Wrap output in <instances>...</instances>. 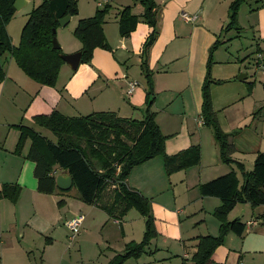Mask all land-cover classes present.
Here are the masks:
<instances>
[{
    "label": "crops",
    "instance_id": "crops-1",
    "mask_svg": "<svg viewBox=\"0 0 264 264\" xmlns=\"http://www.w3.org/2000/svg\"><path fill=\"white\" fill-rule=\"evenodd\" d=\"M42 1L27 0L24 7L31 5L33 10ZM156 2L161 14L159 36L149 57L152 110L167 136L166 153L173 155L199 145L201 160L198 165L168 174L164 157L159 155L131 170L128 186L150 201L157 235L145 253L128 258L124 264H194L198 238L219 234L220 221L214 212L222 205L220 198L202 195L200 186L233 170L240 183L243 181L236 164L220 159L214 133L201 115L210 49L217 40L222 42L213 53L211 77L222 81L210 86L213 109L235 146L234 159L250 171L257 154L264 152V78L257 79L255 72L249 78L245 68L251 67L256 51L264 50V0H245L238 15L241 28L230 30L225 27L233 0ZM110 4L103 26L109 48H97L91 63H80L78 71L61 83L41 84L27 75L10 53L2 57L5 77L0 82V188L3 184L18 185L20 193L16 201L0 197V264H109L127 244L144 238L146 220L135 208L144 219L140 233L134 228L138 217L128 218L132 209L126 216L116 217L99 202L82 201L72 187L62 190L57 186L59 191L54 193L40 192L36 163L28 157L32 138L26 137L21 151H17L24 130L47 136L46 128L34 119L39 115L56 110L76 117L108 111L135 118L145 110L149 85L141 69L142 49L153 28L141 20L129 37H122V9L131 6L141 17L144 7L133 0H112ZM97 9L92 3L79 8V19L92 17ZM183 12L196 19L186 21ZM26 15L13 19L7 27L14 46L20 42ZM73 46V52L80 51L81 45ZM131 66L136 71H131ZM242 74L247 77L240 79ZM130 81L138 82L131 93ZM60 174L67 175L56 166L54 175ZM78 215H83V224L80 234L70 242L66 223ZM228 218H238L246 229L242 236L230 232L212 259L218 264H264V205L238 203ZM250 221L257 223L247 226Z\"/></svg>",
    "mask_w": 264,
    "mask_h": 264
},
{
    "label": "trees",
    "instance_id": "trees-1",
    "mask_svg": "<svg viewBox=\"0 0 264 264\" xmlns=\"http://www.w3.org/2000/svg\"><path fill=\"white\" fill-rule=\"evenodd\" d=\"M16 0H0V82L5 77L2 57L10 53L19 67L31 78L41 84L54 86L59 69L64 62L62 49L53 47V38L58 29L59 19L67 15L78 14L77 0H44L30 13L23 27L17 46L7 30V24L14 16ZM142 4V16L133 13L131 6L122 9L119 18V32L122 37H129L143 20L153 30L147 37L142 49L141 69L149 90L146 107L141 119L119 117L115 112L100 111L89 115L68 117L59 111L39 115L34 119L43 128L48 129L56 138L43 136L32 130H24L20 137L17 151H21L26 137L32 138L28 157L36 163L35 175L38 189L43 193L59 191L54 175L58 166L63 173L70 174L78 197L87 204L99 202L112 216L123 217L130 209H137L146 220L144 238L139 243L127 244L125 251L115 255L109 264H124L128 258H139L146 252L150 241L157 231L151 212V203L137 190L128 186L127 179L131 170L156 156L162 155L168 174L198 165L201 160L199 145L169 155L166 153L167 136L156 122V112L152 110L154 91L149 57L151 48L159 36V18L161 8L156 0H133ZM245 0H233L229 9V23L225 27L240 29L238 15ZM111 4L98 8L92 17L79 19L74 35L81 41V63H90L97 48H109L104 33V23L111 10ZM217 40L210 49L207 62L206 79L203 85L202 117L209 126L219 146L220 159L227 164H236L242 172L243 181L236 171L213 179L200 186L202 195L215 196L222 200L214 215L220 221L217 236L205 235L198 238L197 250L192 256L194 264H218L212 259L214 251L221 246L230 232L242 236L245 223L238 218L229 220L228 215L241 202L252 207L264 205V152H259L252 170L234 159L236 149L219 123L212 105L210 86L214 50L221 44ZM253 84H250L252 87ZM112 190L110 191V189ZM20 193L18 185L3 184L0 197L16 201ZM62 193H64L62 191Z\"/></svg>",
    "mask_w": 264,
    "mask_h": 264
},
{
    "label": "rangeland",
    "instance_id": "rangeland-1",
    "mask_svg": "<svg viewBox=\"0 0 264 264\" xmlns=\"http://www.w3.org/2000/svg\"><path fill=\"white\" fill-rule=\"evenodd\" d=\"M25 2H27V0ZM77 2H78V0H77ZM90 3H92L93 5L95 4L97 6V8H99L98 4H97V0H79L78 9L79 8L83 9L85 7H88L90 5ZM31 11H32L31 5L24 7V9L21 10V12L20 11L18 12L16 10L15 14H17V15L14 14V16L8 22L7 27L12 22L13 19L16 20L17 18H21L22 16L26 15L29 12V14L25 16L26 20H25V22L23 24V25H25L27 20L29 19V15H30ZM78 14H79V11H78ZM78 14L73 16L72 20L65 27H60L59 26L58 29H57L56 38H57L58 42L60 43V46H61V49H62L63 53H66V54H70L71 52L75 53V52H73L74 51L73 43L77 44V45H81V47H82L81 41L74 35V29H75L77 21L79 19V15ZM22 30H23V28H22ZM21 33H22V31H21ZM64 41H66V42H64ZM242 42L243 43H248V40L247 39H242ZM62 43H64V45ZM245 47L246 46H244V48ZM251 51H252V49L249 50V52H251ZM81 64H84V63H81ZM130 68H132L131 71H133L134 67L131 66ZM78 69H76V70L72 69L70 67V65L67 62L64 61L62 63V65H61L60 69H59L58 77L56 79V83H61L63 78L67 77L69 74H73V73L77 72ZM64 70H67V71H64ZM134 70L136 71V69H134ZM131 71H130V73L133 74ZM245 72L248 73L249 74V78H251V77H253L252 75L255 72V70L253 68L249 67V66L248 67L246 66ZM123 75H126V74H123ZM128 76H129V74H128ZM254 77L259 79V78H264V75L261 72L258 71V72H256V75H254ZM135 115H136L135 118H138V119L141 118L142 115H144V110L141 109V111L136 113ZM44 133L47 136H49V137L55 138V136L47 129L44 131ZM111 190H112V188L110 189V191ZM129 212H131V213H129L128 218L138 217V219L135 220V222H134V228H135V231L139 230V233H140L141 229L142 228L144 229V219H143L142 215L139 214L138 211L135 210V209H132ZM139 236H140V239H141L142 236L140 234H139Z\"/></svg>",
    "mask_w": 264,
    "mask_h": 264
},
{
    "label": "built area",
    "instance_id": "built-area-1",
    "mask_svg": "<svg viewBox=\"0 0 264 264\" xmlns=\"http://www.w3.org/2000/svg\"><path fill=\"white\" fill-rule=\"evenodd\" d=\"M111 1L112 0H97V4L99 8H103L104 6L110 4ZM181 16L186 21H194L196 19L195 15H190L186 12H183ZM250 66L255 70V73L259 71L264 75V50L256 51L255 56L250 63ZM137 85H138L137 81H130L128 85L129 93L133 92V90L136 88ZM83 219H84L83 215H78L67 221L66 226L70 231V235H69L70 242H73L80 234V230L83 224ZM256 223H257L256 221H250L248 222L247 226Z\"/></svg>",
    "mask_w": 264,
    "mask_h": 264
},
{
    "label": "water",
    "instance_id": "water-1",
    "mask_svg": "<svg viewBox=\"0 0 264 264\" xmlns=\"http://www.w3.org/2000/svg\"><path fill=\"white\" fill-rule=\"evenodd\" d=\"M26 0H16L14 3V7L16 10H21L26 5ZM72 19V15H67L64 18L59 19V26L65 27ZM53 32L56 33L57 29L54 28ZM53 47L55 49H59L60 43L58 42L56 36L53 38ZM61 58L67 62L70 67L74 70L78 69L80 63H81V51L75 52V53H62ZM247 77V74H242L239 76L240 79H244ZM56 184L57 186L62 190H68L73 185V179L70 174H60L56 177Z\"/></svg>",
    "mask_w": 264,
    "mask_h": 264
}]
</instances>
